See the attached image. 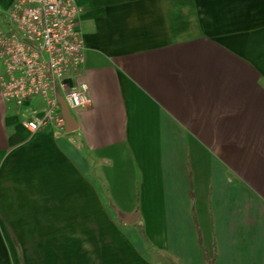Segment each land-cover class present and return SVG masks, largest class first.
Returning <instances> with one entry per match:
<instances>
[{
  "label": "crops",
  "instance_id": "1",
  "mask_svg": "<svg viewBox=\"0 0 264 264\" xmlns=\"http://www.w3.org/2000/svg\"><path fill=\"white\" fill-rule=\"evenodd\" d=\"M75 2L76 127L0 96V264H264V0Z\"/></svg>",
  "mask_w": 264,
  "mask_h": 264
},
{
  "label": "built area",
  "instance_id": "2",
  "mask_svg": "<svg viewBox=\"0 0 264 264\" xmlns=\"http://www.w3.org/2000/svg\"><path fill=\"white\" fill-rule=\"evenodd\" d=\"M75 0H14L0 28V96L20 106L38 97L42 114L23 121L35 132L50 124L63 131L65 122L58 96L68 109L88 103L87 86L78 82L84 62Z\"/></svg>",
  "mask_w": 264,
  "mask_h": 264
},
{
  "label": "water",
  "instance_id": "3",
  "mask_svg": "<svg viewBox=\"0 0 264 264\" xmlns=\"http://www.w3.org/2000/svg\"><path fill=\"white\" fill-rule=\"evenodd\" d=\"M58 102L60 104L61 114L65 122V131H72L76 127V121L60 95L58 96ZM134 214L135 213H133L131 216H134Z\"/></svg>",
  "mask_w": 264,
  "mask_h": 264
}]
</instances>
